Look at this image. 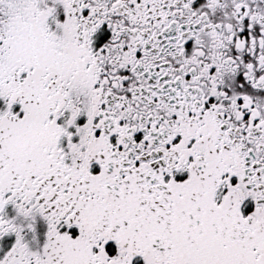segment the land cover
I'll use <instances>...</instances> for the list:
<instances>
[{
	"label": "snow or ice",
	"instance_id": "obj_1",
	"mask_svg": "<svg viewBox=\"0 0 264 264\" xmlns=\"http://www.w3.org/2000/svg\"><path fill=\"white\" fill-rule=\"evenodd\" d=\"M0 264H264V0H0Z\"/></svg>",
	"mask_w": 264,
	"mask_h": 264
}]
</instances>
